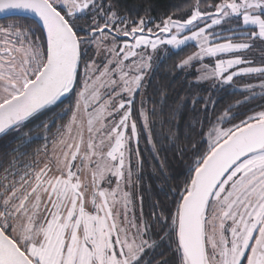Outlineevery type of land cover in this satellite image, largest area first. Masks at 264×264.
Segmentation results:
<instances>
[{"label": "snow or ice", "instance_id": "obj_1", "mask_svg": "<svg viewBox=\"0 0 264 264\" xmlns=\"http://www.w3.org/2000/svg\"><path fill=\"white\" fill-rule=\"evenodd\" d=\"M0 13L30 20L0 25V138L15 134L0 176V264H151L148 250L165 244L171 258L157 264H264V110L233 123L230 105L206 147L193 144L174 213L161 209L149 222L141 206L136 215L132 165L135 156L142 167L137 95L156 150L150 115L157 113L145 107L144 89L161 46L181 50L194 41L198 50L177 67L198 62L197 82L212 88L247 76L259 82L243 84L245 99L264 96V66L224 58L264 42V0H193L159 22L150 8L120 15L112 0H0ZM85 17L90 22L80 24ZM222 23L236 27L216 32ZM205 58H217L213 68ZM40 139L32 162L17 168L21 149Z\"/></svg>", "mask_w": 264, "mask_h": 264}, {"label": "trees", "instance_id": "obj_2", "mask_svg": "<svg viewBox=\"0 0 264 264\" xmlns=\"http://www.w3.org/2000/svg\"><path fill=\"white\" fill-rule=\"evenodd\" d=\"M107 2V0H106ZM117 6L120 15L130 14L133 18L144 15V9L150 8L151 15L156 22L165 17L182 4L192 3L193 0H112ZM202 3L205 0H201ZM213 3L218 0H212ZM203 8V7H202ZM185 12H178L182 15ZM28 24L26 18H10L0 21V25L7 23ZM82 25L84 22L81 23ZM196 50L195 46H187L179 51L171 52L167 57L158 61L150 74L144 91V99L148 101L145 107L149 113L153 107L156 116L150 115L152 124V140L156 146L153 152L152 145L148 144L147 137L141 136L139 143L142 167H137V158L134 162L136 174L139 176V196L142 197L143 216L151 222L152 213L159 214L161 209L165 213L175 212V201L178 199L177 192L182 190L185 181L189 177V167L192 164L194 153L197 149L206 147L207 133L212 125L216 123L217 117L225 109L232 106V115L237 119L233 123H239L242 118L264 110V96L245 99L247 93L237 89L235 86H224L223 88L196 86L195 75H185L177 64L182 57ZM161 92L164 93L161 104ZM199 102L193 105V98ZM133 106V117L138 122L139 99ZM205 101H213L204 107ZM237 101L242 103L237 104ZM161 112L163 113L161 115ZM39 123V121L33 122ZM230 126V125H222ZM203 133V135H202ZM15 134L0 138V176L13 159L9 155L11 149L5 145ZM43 136V132L40 133ZM44 144L42 139L35 141L29 147L22 148L21 155L17 157V168L31 163L35 157L36 149ZM14 147V145H13ZM11 170V169H10ZM157 229L153 230V238H156ZM149 255L145 258L151 264H157L162 259L171 258V252L167 245H162L155 250H148Z\"/></svg>", "mask_w": 264, "mask_h": 264}, {"label": "rangeland", "instance_id": "obj_3", "mask_svg": "<svg viewBox=\"0 0 264 264\" xmlns=\"http://www.w3.org/2000/svg\"><path fill=\"white\" fill-rule=\"evenodd\" d=\"M202 11H204L205 9L204 8H201ZM178 16H186V13L185 14H182V15H178ZM82 22H84L83 25L87 24L90 22V17H85L83 19H81L79 21V23L81 24ZM11 23H15V22H11ZM9 24V23H7ZM7 24H3V25H7ZM203 26V25H201ZM241 26H242V20H241ZM229 27H232V28H235L236 25L233 24L231 26H229L228 24H225V23H222L221 25L219 26H215V31L216 32H221L222 30L224 29H228ZM209 31H213L212 29H209ZM230 33L228 31H224L223 32V35L224 36H227L229 35ZM254 47L251 48V49H248V50H245L243 52H240V53H232V54H227V56H225L224 58H231L233 56H242V57H246L247 59H250L252 61V64L251 65H241L239 67H247V66H264V64L261 63V61H264V42H261L259 40L257 41H254ZM187 46H195V42L194 41H190L188 42V44L186 46H183V48L187 47ZM198 49L196 48L195 51H197ZM96 49H95V46L94 45H91L90 46V50H89V55H94ZM176 51H179V50H176V49H171L170 46H161V48L158 50V56L160 57V59L154 61V64L156 65V63L158 61H160L161 59L167 57L169 54H171V52H176ZM167 53V54H166ZM101 55H104V53H101ZM96 59H99V57H95ZM217 58H205V60L203 61V63H206L210 66V68H213L214 65H215V60ZM126 63H128L126 61ZM196 64L195 67L193 68H181L182 71L184 72L185 75H195L196 79L194 81V84L196 86H201V87H211V84H212V81H202V82H197V76L199 75V73L197 72V68H199V63L198 62H194ZM235 70V69H233ZM153 70H151L149 72V75L145 78V84H147L148 82V79L150 77V74L152 73ZM232 71V70H230ZM245 82H250V83H258L259 81L258 80H252L250 79L249 77L247 76H240V77H234V81H233V84L234 86L241 90L242 91V86ZM145 91V89H144ZM256 91L259 93V88L256 89ZM246 93V92H245ZM140 97L139 95H137L136 99ZM257 97H261V95H258ZM139 105H140V101H141V97L139 98ZM134 119V117H133ZM137 127H138V130L140 132V137H139V143H140V138L141 136L145 135V137H147V134L144 132L143 130V124H142V121L140 119V117L138 118V122H137ZM130 131V129H129ZM87 132L85 131V139H87ZM131 147L133 149H135L136 145L133 143L131 145ZM135 159L136 157L133 156L132 157V165H133V168L135 170V167H134V162H135ZM134 203H135V210H136V215L139 216L140 215V210H141V200H140V196H139V191H138V188L136 189L135 193H134Z\"/></svg>", "mask_w": 264, "mask_h": 264}, {"label": "water", "instance_id": "obj_4", "mask_svg": "<svg viewBox=\"0 0 264 264\" xmlns=\"http://www.w3.org/2000/svg\"><path fill=\"white\" fill-rule=\"evenodd\" d=\"M10 18H25L23 15H9L6 13H0V21Z\"/></svg>", "mask_w": 264, "mask_h": 264}]
</instances>
